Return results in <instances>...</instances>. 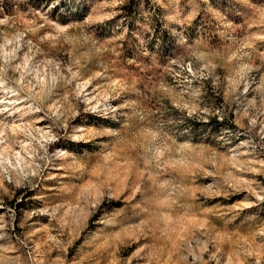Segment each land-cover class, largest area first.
I'll return each instance as SVG.
<instances>
[{
    "label": "rangeland",
    "instance_id": "1",
    "mask_svg": "<svg viewBox=\"0 0 264 264\" xmlns=\"http://www.w3.org/2000/svg\"><path fill=\"white\" fill-rule=\"evenodd\" d=\"M0 264H264V0H0Z\"/></svg>",
    "mask_w": 264,
    "mask_h": 264
}]
</instances>
